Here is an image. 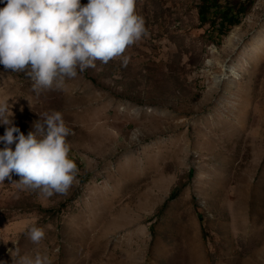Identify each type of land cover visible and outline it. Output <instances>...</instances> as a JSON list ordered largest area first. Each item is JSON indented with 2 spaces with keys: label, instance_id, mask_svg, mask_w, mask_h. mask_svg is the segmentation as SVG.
<instances>
[{
  "label": "rangeland",
  "instance_id": "1",
  "mask_svg": "<svg viewBox=\"0 0 264 264\" xmlns=\"http://www.w3.org/2000/svg\"><path fill=\"white\" fill-rule=\"evenodd\" d=\"M239 1L252 7L223 36L202 0H136L147 35L126 67L97 60L39 93L0 64L14 125L60 111L78 168L64 194L0 182V264H264V0Z\"/></svg>",
  "mask_w": 264,
  "mask_h": 264
},
{
  "label": "clouds",
  "instance_id": "2",
  "mask_svg": "<svg viewBox=\"0 0 264 264\" xmlns=\"http://www.w3.org/2000/svg\"><path fill=\"white\" fill-rule=\"evenodd\" d=\"M147 35L144 18L136 12V0H5L0 8V64L14 72H26L33 90L50 88L54 81L75 78L78 70L108 63ZM7 102H0V124L6 125L0 141V182L15 172L13 181L22 189L40 190L51 196L72 186L78 168L69 157L66 137L71 130L60 111L39 114L25 135L14 125ZM16 134V135H14ZM15 144L13 149L12 145ZM28 239L39 244L45 232L33 224ZM16 264H49L47 256H20Z\"/></svg>",
  "mask_w": 264,
  "mask_h": 264
},
{
  "label": "trees",
  "instance_id": "3",
  "mask_svg": "<svg viewBox=\"0 0 264 264\" xmlns=\"http://www.w3.org/2000/svg\"><path fill=\"white\" fill-rule=\"evenodd\" d=\"M251 7V2L239 0H202L200 17L203 24L211 25L226 36L242 23V18Z\"/></svg>",
  "mask_w": 264,
  "mask_h": 264
},
{
  "label": "bare ground",
  "instance_id": "4",
  "mask_svg": "<svg viewBox=\"0 0 264 264\" xmlns=\"http://www.w3.org/2000/svg\"><path fill=\"white\" fill-rule=\"evenodd\" d=\"M225 71H227V70L225 69Z\"/></svg>",
  "mask_w": 264,
  "mask_h": 264
}]
</instances>
